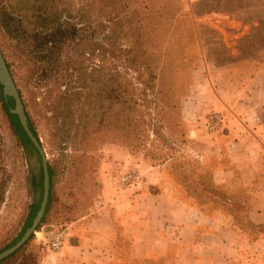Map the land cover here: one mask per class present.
Masks as SVG:
<instances>
[{
    "label": "crops",
    "instance_id": "crops-1",
    "mask_svg": "<svg viewBox=\"0 0 264 264\" xmlns=\"http://www.w3.org/2000/svg\"><path fill=\"white\" fill-rule=\"evenodd\" d=\"M217 74L227 92L207 105L223 124L209 131L207 110L190 116L192 168L182 163L176 178L173 160L141 168L113 148L99 166L98 201L59 231L60 248L41 264H264V69L240 60ZM128 165L138 175L121 185Z\"/></svg>",
    "mask_w": 264,
    "mask_h": 264
},
{
    "label": "rangeland",
    "instance_id": "rangeland-1",
    "mask_svg": "<svg viewBox=\"0 0 264 264\" xmlns=\"http://www.w3.org/2000/svg\"><path fill=\"white\" fill-rule=\"evenodd\" d=\"M148 2L152 6L150 16L156 22L158 35L161 37L159 42L162 41L165 43L163 46L168 47L166 70L164 77L161 75L159 79L160 93L156 98L147 96L143 94L141 83L133 80L132 88L139 97L138 116L142 117L144 129L139 140L123 143L122 137L117 139L119 134L115 133L113 140L104 137L79 147L74 157L80 158L79 162L86 164V178L94 185L85 201L87 211L99 199L101 159L110 157L113 148L126 150L135 159L133 163L141 165V168L160 165V159L171 158L175 169L174 176L177 178L182 171V163L189 164L192 168L193 161H196L195 154L184 139L190 116H200V112L207 110L209 115L206 113L201 126L209 131H216L223 124L221 113L217 112L219 107L214 104L210 108L207 105L208 100L215 102L218 96L227 92L226 88L221 87L224 81L217 73L232 69L240 60L250 61L264 69V0ZM63 30L69 36L75 31L74 27L66 25ZM79 33L87 39L92 38L91 31L80 30ZM100 37L101 35H96L94 40L98 41ZM81 47L85 48L86 42ZM0 49L4 51L6 60L12 64L13 81L22 93L25 110L38 132L46 159L51 163L53 159L58 161L55 165L59 167L61 160L59 152L55 150L57 139L51 120L58 86L54 90L53 85L49 87L47 81L38 79V74L33 72L25 57V50L1 28ZM120 69L123 67L120 66ZM128 77L132 81L135 75L129 74ZM230 90L235 91V88L230 85ZM138 141L144 143L149 150L135 145ZM71 153V147H65V156L68 157ZM67 160L60 166L62 169L59 167L55 170V187L63 182ZM37 169L36 154L32 150L27 152L16 146L0 103V250L17 236L29 206L39 199V190L30 186V175L36 173ZM125 173L138 175V169L134 165H128L120 170L119 178ZM56 218L55 223L45 222L41 226L39 231H43V239L37 241L35 231L34 238L26 248V254L34 257L35 264H41L44 251L52 250V233L56 231L54 228L60 226L59 223L62 224L59 220L61 215L57 214Z\"/></svg>",
    "mask_w": 264,
    "mask_h": 264
},
{
    "label": "trees",
    "instance_id": "trees-1",
    "mask_svg": "<svg viewBox=\"0 0 264 264\" xmlns=\"http://www.w3.org/2000/svg\"><path fill=\"white\" fill-rule=\"evenodd\" d=\"M151 8L148 0L141 3L132 0H0V28L25 50V57L38 79L47 81L49 87L53 85L54 90L58 86L51 119L57 139L55 150L61 160L59 167L68 160L63 182L56 187L55 170L59 167L55 163L58 161L47 160L48 199L36 231L45 222L55 223L57 214L61 215L62 224L54 228L56 231L64 230L66 224L86 214L85 201L94 185L86 178V164L74 157L81 145L104 137L113 140L115 133L120 136L117 139L122 137L123 143L140 139L143 120L138 116L139 97L132 88L133 80L141 83L143 94L156 98L168 59V47L159 42L161 37L150 16ZM64 25L74 27L72 35L65 33ZM80 30L91 31L92 40L80 34ZM96 35H101L98 41L94 40ZM83 42H86L85 48L81 47ZM0 51L12 76V64L6 60L4 51ZM127 74L135 78L131 81ZM12 78L14 80V76ZM16 88L28 127L40 143L25 110L22 93ZM0 103L16 146L27 152L32 150L37 156L38 169L30 175V186L39 190V199L29 206L21 230L0 250L2 252L13 246L30 226L42 199L43 172L38 151L17 115L11 112L14 100L3 96L1 85ZM143 144L138 141L135 145L148 151ZM65 147L72 149L68 157L64 154ZM160 160L165 163L173 159ZM33 238L32 234L18 250L0 260V264H35L34 257L26 254Z\"/></svg>",
    "mask_w": 264,
    "mask_h": 264
},
{
    "label": "water",
    "instance_id": "water-1",
    "mask_svg": "<svg viewBox=\"0 0 264 264\" xmlns=\"http://www.w3.org/2000/svg\"><path fill=\"white\" fill-rule=\"evenodd\" d=\"M0 85L2 86V93L4 97H11L14 100V108L11 111L13 114L17 115L21 127L24 132L32 142L35 149L38 151L41 158V166L43 172V181H42V199L39 204V208L30 224V226L24 231L21 238L11 247L0 252V260L6 258L16 250H18L23 244H25L32 234L35 233L37 226L39 225L47 204L48 191H49V176L47 171V159L42 149L40 143L33 136L32 132L28 127L27 117L23 108V104L19 97L17 88L13 81V78L6 66L5 60L0 51Z\"/></svg>",
    "mask_w": 264,
    "mask_h": 264
},
{
    "label": "built area",
    "instance_id": "built-area-1",
    "mask_svg": "<svg viewBox=\"0 0 264 264\" xmlns=\"http://www.w3.org/2000/svg\"><path fill=\"white\" fill-rule=\"evenodd\" d=\"M214 126H216V124L213 122ZM212 124V128L213 127ZM135 180V176L130 174V173H125L122 176H120L119 178V182L121 185H129L131 183H133ZM61 238H62V234L59 231H54L52 233L51 239H50V247L52 250H56L59 249L61 246Z\"/></svg>",
    "mask_w": 264,
    "mask_h": 264
}]
</instances>
